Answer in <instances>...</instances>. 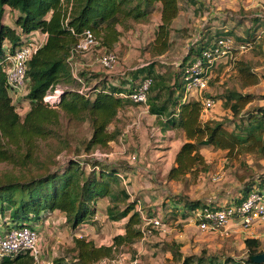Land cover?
Returning <instances> with one entry per match:
<instances>
[{
    "label": "trees",
    "instance_id": "trees-1",
    "mask_svg": "<svg viewBox=\"0 0 264 264\" xmlns=\"http://www.w3.org/2000/svg\"><path fill=\"white\" fill-rule=\"evenodd\" d=\"M156 10L160 17L150 47L153 57L164 55L170 48L172 24L180 13L179 0H0V161L28 172L34 168L35 172L0 175V227L4 228L0 232L15 227L39 231L38 226L56 212L63 216L70 229L75 230L87 221L93 222L96 203L103 198L107 200V218L112 222L125 220L123 232L115 234L109 244H96L92 239L74 234L72 260L58 257L53 264H95L103 258L113 257L121 247H131L140 240L144 222L137 209L140 199L132 197L119 178V174L129 171L130 166L83 158H69L57 163L54 157L40 160L35 155L38 139H60L61 115L72 123L89 124L91 135L83 142L87 152L105 146L118 137V130L108 131L118 111L125 105H136L118 94L131 92L140 82H135L139 77L141 80L149 77L147 111L154 117V126L163 135L179 130L185 137L167 171L169 182H195L201 173L207 172L210 164L201 152L207 146L224 151L229 158L252 154L264 161V104L250 106L258 98L256 95L228 89L220 96L232 111V117L222 120H203L201 100L184 97V78L193 59L201 57V52L209 49L221 36L232 37L237 44H248L250 48L244 53L252 54L256 47L261 52L260 46L255 44L254 34L247 32L245 36H239L233 30L226 33L204 31L200 41L194 48L190 47L189 53L172 72L157 71V63H148L131 72L133 79L126 88L109 84L102 72L85 70L77 72V76L89 90H80L82 84L72 74L69 56L81 34L90 30L98 39L99 47L111 50L121 33L132 28L133 22L147 23ZM7 12L13 13L12 23L5 21ZM256 15L259 16L254 14L252 18L255 26L259 23ZM33 31L44 34L45 40L27 61L25 92L17 100L27 106L21 116L7 84L6 57L17 52L25 43V36ZM234 67L241 88L259 83L261 76L250 60L239 59ZM56 84L62 85L63 90L51 105L43 97ZM63 143L66 148L67 142L63 140ZM263 182L264 174H255L244 181L233 202L242 201L255 185ZM167 198V206L173 215L181 214L183 218L198 207L217 206L215 202H203L182 194ZM152 215L154 213H146V217ZM179 247L175 245L169 250L174 262L220 264L219 261L213 263L201 257L186 256ZM249 251L255 255L263 252L264 247L255 241ZM246 262L257 264L251 259ZM0 264L36 263L29 251H20L3 255Z\"/></svg>",
    "mask_w": 264,
    "mask_h": 264
},
{
    "label": "rangeland",
    "instance_id": "rangeland-1",
    "mask_svg": "<svg viewBox=\"0 0 264 264\" xmlns=\"http://www.w3.org/2000/svg\"><path fill=\"white\" fill-rule=\"evenodd\" d=\"M199 1H202L201 6H198L197 2L191 4L188 0H179L180 13L172 24L171 45L164 55L153 57L150 54L153 32L160 17L159 11L156 10L147 23L133 22L130 30L121 33L119 41L110 50L116 53L117 60L112 69H105L97 61L98 54L104 51V48L97 47L85 53L86 55L75 58L76 73L85 70L102 73L124 70L125 73H131L134 69L148 63H157L155 67L157 71L172 72L189 53L190 47L194 48L200 41L206 28H216L217 32L218 28H222L221 25L226 22L229 31L233 30L239 36H245L247 32L252 36L254 34L255 44L260 46L263 54L257 47L252 54L234 52L232 59L221 61L211 69L208 87L202 92L192 94L190 99L196 97L200 100L208 97L214 99L215 104L212 107L203 109V120L209 118L222 120L232 117V111L220 96L228 89L256 95L258 98L250 103V106L263 105L264 0ZM254 14L259 15H256L259 20L256 26L252 20L255 17ZM5 16V21L12 23L13 13L7 12ZM239 59L252 62L254 70L261 76L257 85L241 88L234 67L235 61ZM80 62H85L86 65H81ZM11 95L17 104L18 113L22 116L27 106L25 103H18L17 100L24 95V91L19 95L11 92ZM60 120V139H38L35 142L37 147H34L35 155L40 160L48 156L54 157L57 163L69 158H83L130 166L129 173L126 171L127 175L121 172L127 178V183L124 185L121 181V185L132 194V197L137 196L140 199L137 209L143 216H146V213H154L152 216L162 223L144 240L140 239L133 246L121 247L116 251L113 257H118L123 264H128L136 253H139V264H180L179 261L171 260L169 250L175 245H179V250L186 256L201 257L213 263L219 261L220 264H231L236 261L247 264V259L256 256L249 251L253 242L259 241L264 247V233L250 239L247 231L240 227H232L226 232H202L197 229L194 222L183 218L181 214L173 216L167 206V196L174 194L201 199L203 202H215L218 205L228 204L236 197L244 181L251 179L255 174H264L262 159H256L252 154L229 158L224 151L207 146L203 148L202 153L210 164L209 170L201 173L195 182L173 184L166 179V174L174 163L173 153L180 145L182 137L178 132H167L162 135L153 124L154 117L144 107L133 104L122 107L108 126L110 132L114 129L119 131L117 139L108 142L105 146H97L89 152L83 145V142L91 135L89 124L87 122L72 123L64 115H61ZM63 140L67 142L66 148L63 147ZM61 147L64 149L56 153ZM86 170H89V166H86ZM5 172H13L17 175L21 172L24 175L35 173L34 168L32 172H28L0 161V175ZM219 174L222 177L213 181L212 176ZM256 189L264 191V182L255 185L251 191ZM106 205L105 198L98 200L95 213L98 220L91 223L87 221L75 230L70 229L63 216L58 213H54L47 223L43 222V225H39L38 233L44 249V264H53L52 261L58 257H66L67 261H71L73 255L71 247L76 233L92 239L96 244H109L115 234L119 231L123 232L124 220L110 221L105 212ZM1 229L4 228L0 227Z\"/></svg>",
    "mask_w": 264,
    "mask_h": 264
},
{
    "label": "built area",
    "instance_id": "built-area-1",
    "mask_svg": "<svg viewBox=\"0 0 264 264\" xmlns=\"http://www.w3.org/2000/svg\"><path fill=\"white\" fill-rule=\"evenodd\" d=\"M45 40V35L38 31H33L25 36V43L22 47L12 55L6 57L8 65L5 69L7 84L10 92L18 94L25 92L26 86V67L27 61L37 51ZM100 43L93 32L85 30L70 52V65L74 77L81 84L82 80L75 74L77 70V62L74 61L77 56L82 53H87L99 47ZM248 44H237L234 38L229 36H221L215 40L212 46L201 52V57L193 59L187 67L185 75V98L190 99L194 93L202 92L208 87L209 72L212 67L221 61H227L233 58L234 52L244 53L248 51ZM97 61L105 68L112 69L116 64V53L114 51L105 50L100 52L96 57ZM151 85V78L144 77L138 85L129 93H119L121 98H127L137 106L144 107L147 110L148 90ZM63 86L56 84L51 86L46 92L43 99L54 104L58 99ZM81 91L86 90L84 85L81 86ZM199 99V98H195ZM203 109L206 110L215 104L214 99L204 98L201 100ZM222 175L212 176V180L220 179ZM119 178L125 185L127 178L123 174H119ZM141 226L142 237L144 240L152 234L154 228L161 226V221L154 217H146ZM194 220H192L198 230L203 232H226L232 226L242 227L245 230L250 229L259 220L264 218V191L253 190L248 196L240 202H233L222 206H203L195 211ZM98 220L95 215L92 221ZM39 233L29 227L13 228L8 231L0 232V257L3 255H14L20 251H29L36 264H44V249L40 243ZM75 236L81 237V234L76 233ZM95 264H123L118 257L103 258ZM128 264H139V253H136Z\"/></svg>",
    "mask_w": 264,
    "mask_h": 264
},
{
    "label": "crops",
    "instance_id": "crops-1",
    "mask_svg": "<svg viewBox=\"0 0 264 264\" xmlns=\"http://www.w3.org/2000/svg\"><path fill=\"white\" fill-rule=\"evenodd\" d=\"M189 1V3H193V2H197V5L198 6H201V4H202V1H199V0H188ZM220 27V26H219ZM221 27L222 28H218V31L219 32H223V33H226V32H229V27H228V25H227V23L225 22L223 25H221ZM215 29L216 28H212V27H209V28H206L204 31L206 32V31H212V32H215ZM203 31V32H204ZM84 55H86L85 53H82V55L80 54V56L82 57V56H84ZM80 64L81 65H86L85 64V62H80ZM116 74V75H114V74ZM104 74H106V76H107V82L109 83V84H111V85H122V86H124V87H126V88H128V82H130V80L131 79H133V77H132V75H131V73H125V71L123 70V71H120V70H115L114 72H111V73H106V72H104ZM141 80V77H139L138 79H136L135 80V82H139ZM134 82V83H135ZM168 133L169 132H171V133H176V132H178V133H180V135H181V137H182V141H181V143L183 142V141H185V137H184V134H183V132H181V131H179V130H171V131H167ZM166 132V133H167ZM165 133V134H166ZM162 134V133H161ZM164 134V135H165ZM163 135V134H162ZM181 143H180V145H181ZM180 145L175 149V151H174V153H173V156H175V154H176V152L178 151V149H179V147H180ZM202 150H203V148L201 149V152H202ZM203 154V153H202ZM173 161H174V158H173ZM173 165V164H172ZM171 165V166H172ZM170 166V167H171ZM128 172V171H127ZM129 173V172H128ZM125 174L127 175V173L125 172ZM251 192V191H250ZM230 203H233V200H231L228 204H230ZM217 206H222V205H218L217 204ZM217 206H213V207H217ZM203 207V206H202ZM199 208H201V207H198L197 209H195V210H193V212L192 213H189L186 217H184L185 219L186 218H188V220L189 221H191L192 223H193V221L192 220H194L195 218H194V213H195V211L196 210H198ZM56 213H58V212H56ZM60 213H58V215H59ZM61 215V214H60ZM180 215V214H179ZM174 216V215H173ZM50 218H48V219H46L45 221H44V223H47L48 222V220H49ZM125 221V220H124ZM43 223V224H44ZM43 224H41V225H43ZM40 225V226H41ZM39 227V226H38ZM44 227V226H43ZM233 228H238L236 225L235 226H232ZM231 227V228H232ZM198 229V228H197ZM240 229H243L242 227H240ZM245 230V229H244ZM45 231V230H44ZM247 231V234H249V237H250V239L251 238H256L257 236H259V235H262L263 233H264V218L263 219H259L255 224H254V226H252L250 229H248V230H246ZM245 231V232H246ZM203 232V231H202ZM118 233H122L121 231H119Z\"/></svg>",
    "mask_w": 264,
    "mask_h": 264
},
{
    "label": "water",
    "instance_id": "water-1",
    "mask_svg": "<svg viewBox=\"0 0 264 264\" xmlns=\"http://www.w3.org/2000/svg\"><path fill=\"white\" fill-rule=\"evenodd\" d=\"M253 258H251L252 261H254L257 264H262L264 263V251L258 254H255Z\"/></svg>",
    "mask_w": 264,
    "mask_h": 264
}]
</instances>
